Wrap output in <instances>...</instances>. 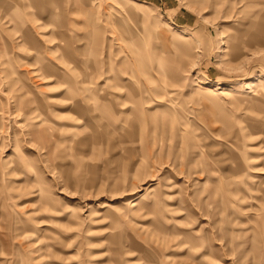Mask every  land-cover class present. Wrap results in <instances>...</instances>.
Wrapping results in <instances>:
<instances>
[{
    "label": "rangeland",
    "instance_id": "374dc122",
    "mask_svg": "<svg viewBox=\"0 0 264 264\" xmlns=\"http://www.w3.org/2000/svg\"><path fill=\"white\" fill-rule=\"evenodd\" d=\"M0 264H264V0H0Z\"/></svg>",
    "mask_w": 264,
    "mask_h": 264
},
{
    "label": "crops",
    "instance_id": "0c3cea01",
    "mask_svg": "<svg viewBox=\"0 0 264 264\" xmlns=\"http://www.w3.org/2000/svg\"><path fill=\"white\" fill-rule=\"evenodd\" d=\"M140 1L151 2L153 4H156V2L158 3L159 0H140ZM140 3H143V2H140Z\"/></svg>",
    "mask_w": 264,
    "mask_h": 264
}]
</instances>
